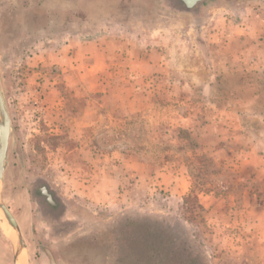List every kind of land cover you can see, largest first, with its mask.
Masks as SVG:
<instances>
[{
  "label": "rangeland",
  "instance_id": "rangeland-1",
  "mask_svg": "<svg viewBox=\"0 0 264 264\" xmlns=\"http://www.w3.org/2000/svg\"><path fill=\"white\" fill-rule=\"evenodd\" d=\"M260 14L0 0V264H264Z\"/></svg>",
  "mask_w": 264,
  "mask_h": 264
},
{
  "label": "water",
  "instance_id": "water-1",
  "mask_svg": "<svg viewBox=\"0 0 264 264\" xmlns=\"http://www.w3.org/2000/svg\"><path fill=\"white\" fill-rule=\"evenodd\" d=\"M183 4L187 10L192 9L199 1L202 0H178ZM0 183L2 180L3 171L7 164L8 150H9V141L11 133V120L5 108L4 100L0 91ZM0 208H2L6 214L8 220L13 224L14 227H17L16 221L13 218L9 209L0 201Z\"/></svg>",
  "mask_w": 264,
  "mask_h": 264
},
{
  "label": "crops",
  "instance_id": "crops-1",
  "mask_svg": "<svg viewBox=\"0 0 264 264\" xmlns=\"http://www.w3.org/2000/svg\"><path fill=\"white\" fill-rule=\"evenodd\" d=\"M260 18H262V24H261V27H260V30H259V37H261L260 39V42H259V44H261V45H263L264 46V14L262 15V14H260V16H259ZM251 31V28L250 27H247L245 30L243 29H241L240 30V33H244L245 32V35H246V38L247 37H249L248 35H249V32ZM258 33V32H257ZM245 42H248L249 41V39L247 38V39H245L244 40ZM247 45H248V43H247ZM20 262H21V264H22V261L20 260Z\"/></svg>",
  "mask_w": 264,
  "mask_h": 264
},
{
  "label": "bare ground",
  "instance_id": "bare-ground-1",
  "mask_svg": "<svg viewBox=\"0 0 264 264\" xmlns=\"http://www.w3.org/2000/svg\"><path fill=\"white\" fill-rule=\"evenodd\" d=\"M5 216L4 215H2V214H0V228L2 229V230H7L8 229V223L7 222H5ZM11 231H12V229H11ZM12 234V233H11ZM13 235V234H12ZM23 252V251H22ZM22 254V253H21ZM24 257H25V255H24ZM21 261H23L22 259H20ZM20 260H19V264H21V262H20ZM22 264H23V262H22Z\"/></svg>",
  "mask_w": 264,
  "mask_h": 264
},
{
  "label": "flooded vegetation",
  "instance_id": "flooded-vegetation-1",
  "mask_svg": "<svg viewBox=\"0 0 264 264\" xmlns=\"http://www.w3.org/2000/svg\"><path fill=\"white\" fill-rule=\"evenodd\" d=\"M207 0H202V1H199L197 4H200V3H205Z\"/></svg>",
  "mask_w": 264,
  "mask_h": 264
},
{
  "label": "trees",
  "instance_id": "trees-1",
  "mask_svg": "<svg viewBox=\"0 0 264 264\" xmlns=\"http://www.w3.org/2000/svg\"><path fill=\"white\" fill-rule=\"evenodd\" d=\"M156 237H159V234H156ZM165 247V246H164ZM191 264H194L193 262Z\"/></svg>",
  "mask_w": 264,
  "mask_h": 264
}]
</instances>
